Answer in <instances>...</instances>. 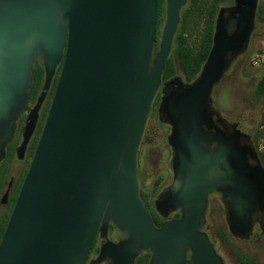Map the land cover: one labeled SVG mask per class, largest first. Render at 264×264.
<instances>
[{"label":"water","instance_id":"95a60500","mask_svg":"<svg viewBox=\"0 0 264 264\" xmlns=\"http://www.w3.org/2000/svg\"><path fill=\"white\" fill-rule=\"evenodd\" d=\"M187 1L166 0L158 44L159 0H0V163L28 107L37 65L45 84L24 143L62 64L0 239V264H136L145 253L149 264H226L203 229L213 198L234 238L264 227L260 151L214 101L215 88L249 49L259 0L219 8L201 72L191 82L165 80ZM159 96L174 177L155 200L164 219L157 226L142 195L139 155ZM98 234L104 242L89 260Z\"/></svg>","mask_w":264,"mask_h":264},{"label":"rangeland","instance_id":"374dc122","mask_svg":"<svg viewBox=\"0 0 264 264\" xmlns=\"http://www.w3.org/2000/svg\"><path fill=\"white\" fill-rule=\"evenodd\" d=\"M190 0L181 11V21L177 30H180L183 10L189 5ZM232 0H223L219 8L230 6ZM260 6L264 7V0H259L256 27L251 37L248 51L242 55L227 72L220 84L215 88L214 101L221 113L232 122H237L239 127L253 138L256 147L264 158V97L256 93L257 83L264 74V21L259 18ZM166 16L160 31L161 40ZM205 20L193 16L188 21L187 36L195 44L201 40ZM256 63V61H258ZM177 75L183 76L179 68ZM156 101V111L149 120L145 137L140 150L145 168L142 170L143 189L149 196L151 203L158 193L173 179L172 154L168 142L171 127L159 119ZM147 164V165H146ZM155 188V189H154ZM154 189V190H153ZM8 209L5 203L0 205V222L6 216ZM209 229L215 240L217 251L221 253L227 264H241V258H253L264 264V234L256 229L248 241H241L227 233L222 238V232H228L224 206L218 199H212L209 204ZM109 237L115 239L116 233Z\"/></svg>","mask_w":264,"mask_h":264},{"label":"trees","instance_id":"16d2710c","mask_svg":"<svg viewBox=\"0 0 264 264\" xmlns=\"http://www.w3.org/2000/svg\"><path fill=\"white\" fill-rule=\"evenodd\" d=\"M223 0H190L189 5L183 10L182 23L178 33H176L173 41V49L169 56L168 62L165 68L164 79H170L177 75L179 68L183 71L184 79L188 82L193 81L201 72L204 63L207 60L209 52L213 44V36L215 31V23L219 6ZM166 16V0H159L158 2V20H157V42L160 43L159 36L160 31ZM199 16L204 18L205 25L204 31L199 43L195 44L190 41L187 36L186 25L191 17ZM259 18L264 21V7L260 6ZM44 66L42 64L37 65L35 70L33 83L29 91V100L33 101L40 90L42 78L44 75ZM256 93L260 97H264V74L261 76L257 83ZM160 98L157 99V101ZM261 154V153H260ZM262 156V155H261ZM148 199V207L150 213L157 226H160L163 222V217L156 211L154 203L150 202V198L144 195ZM180 213H176L175 216H179ZM9 219V211L6 216L3 217L0 222V239L4 233L6 224ZM114 227L111 226V230ZM228 232H222V238H226ZM231 235V234H230ZM100 246L98 239H95L93 244L92 254L99 253ZM150 254L145 253L140 255L136 264H149ZM241 264H262L253 258L242 257Z\"/></svg>","mask_w":264,"mask_h":264},{"label":"flooded vegetation","instance_id":"af4514ba","mask_svg":"<svg viewBox=\"0 0 264 264\" xmlns=\"http://www.w3.org/2000/svg\"><path fill=\"white\" fill-rule=\"evenodd\" d=\"M233 4H234V1L232 0V4H230V6ZM61 68H62V64H60L58 66L56 74L53 77L51 86H50L48 93L46 95V98L38 110V114H37L38 118H37L36 127H35L34 131L32 132L30 138L28 139L27 143H24L26 124H27L29 115L31 114L32 109L37 104L38 97L41 94V92L43 91V86L45 84L46 73H45V68H44V75L42 78V83H41L39 93L33 101L29 100L27 109L22 114V116L18 119L13 138H12L10 144L7 146V149H6V156H5L4 160L0 163V205L2 203H5L6 208L9 211V216H10V213H11L13 207H14L16 199L18 197L19 191H20L21 186L23 184V180H24L25 175L28 171L30 163L33 159L35 149L37 147V144H38L44 123H45L47 115H48L50 103H51L52 97H53L54 92H55V87H56V83H57ZM158 98H160V96ZM159 101H160V99H159ZM158 104H159V102H158ZM155 111H156V104H155L153 113ZM157 111H158V107H157ZM170 148H171V146H170ZM171 154H172V148H171ZM261 159H262V163L264 164V158L262 156H261ZM144 168H145V162H142L141 157L139 155L141 191H142V195H143V197L146 200L147 205H148V199H146V197L144 196V195H147V193L143 189V175H142L143 173H142V170ZM173 177H174V172H173ZM172 181H173V179H172ZM172 181L169 184H167L166 186H164L162 189H160V190L158 189V193L154 198L155 200H156L157 196L159 195V193L162 192L166 187H168L172 183ZM213 199H217V198H213ZM155 200H154V205H155ZM208 213H209V209H208ZM209 227H210V225H209V220H208V215H207V221H206L203 229L208 232L209 236L211 237V239L213 240V242L216 246V249H218L214 238L210 234ZM256 229L260 230V234H264V227H262L259 223H257L255 225L253 234L255 233ZM110 233H115V230L114 229L111 230V227L109 228L108 235ZM253 234L250 236V238L253 236ZM250 238H248V239L236 238V239L241 240V241H248ZM96 239H98L99 246L104 242V240L99 237V234H98ZM111 240L117 241L118 240L117 235H116L115 239H111ZM219 254L223 257L225 263L227 264L224 256L221 253H219ZM97 256H98V253L92 254V251H91L90 256H89V260L96 258ZM102 264H107V262H103Z\"/></svg>","mask_w":264,"mask_h":264},{"label":"built area","instance_id":"2783aa9c","mask_svg":"<svg viewBox=\"0 0 264 264\" xmlns=\"http://www.w3.org/2000/svg\"><path fill=\"white\" fill-rule=\"evenodd\" d=\"M259 62V60L258 61H256V63H258Z\"/></svg>","mask_w":264,"mask_h":264}]
</instances>
